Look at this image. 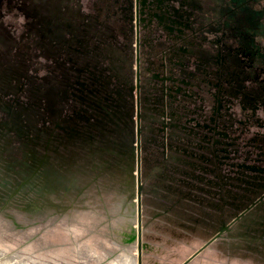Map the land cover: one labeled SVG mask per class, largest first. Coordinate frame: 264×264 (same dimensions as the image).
<instances>
[{"label":"rangeland","instance_id":"1","mask_svg":"<svg viewBox=\"0 0 264 264\" xmlns=\"http://www.w3.org/2000/svg\"><path fill=\"white\" fill-rule=\"evenodd\" d=\"M69 3L0 0V264H33L16 251L71 264L132 253L137 190L140 264H264V195L231 222L264 185L228 182L235 162L207 168L217 154L147 99L136 142L125 27L79 24Z\"/></svg>","mask_w":264,"mask_h":264},{"label":"flooded vegetation","instance_id":"2","mask_svg":"<svg viewBox=\"0 0 264 264\" xmlns=\"http://www.w3.org/2000/svg\"><path fill=\"white\" fill-rule=\"evenodd\" d=\"M66 1L79 24H105L111 36L110 17L125 27L136 142L147 99L163 124L217 154L209 169L235 162L228 182L264 185V0H91L90 13Z\"/></svg>","mask_w":264,"mask_h":264},{"label":"water","instance_id":"3","mask_svg":"<svg viewBox=\"0 0 264 264\" xmlns=\"http://www.w3.org/2000/svg\"><path fill=\"white\" fill-rule=\"evenodd\" d=\"M139 159V156H138V153H137V146H136V173L138 172V160ZM136 177H137V174H136ZM264 195V190L254 199V201L249 204L248 206H246V208L239 212V213H236L233 218L231 219V222H233L235 219L239 218L243 212L247 209L250 208V206L252 204H254L256 201L262 199V196ZM136 210H135V219H136V264H140V250H141V244H140V227H141V219H140V193H139V190L136 191ZM229 227V222L225 223V224H222L211 236H209L205 242L195 250V252L193 253V255L199 250L201 249L202 247H204L207 243H209L211 240H213L215 237L219 236L220 235V232L223 230V229H227ZM192 256V255H191ZM190 256V257H191ZM190 257L186 258L183 262H181V264H185L186 261L188 259H190Z\"/></svg>","mask_w":264,"mask_h":264},{"label":"bare ground","instance_id":"4","mask_svg":"<svg viewBox=\"0 0 264 264\" xmlns=\"http://www.w3.org/2000/svg\"><path fill=\"white\" fill-rule=\"evenodd\" d=\"M134 200H135V198H134ZM135 226H136V219L134 221V236L135 237H134L133 243H132V247H133L132 253H130V252L123 253L120 256H117L114 259V261L111 260L110 264H136V229H135ZM142 247H143V245H142ZM3 253H5V250L0 248V256ZM14 254H16V256L18 255V257H20L22 259H25L28 262H31L33 264H71V263H65L64 261H56V260H55L56 262L55 261L54 262H52V261H43V260H40V259H38L36 257H33V256L24 257V256H22V252L21 251H16V252H14ZM4 257H3V259L5 260L6 258H4ZM8 257H10V256H8Z\"/></svg>","mask_w":264,"mask_h":264},{"label":"crops","instance_id":"5","mask_svg":"<svg viewBox=\"0 0 264 264\" xmlns=\"http://www.w3.org/2000/svg\"><path fill=\"white\" fill-rule=\"evenodd\" d=\"M150 41V40H149ZM152 43H153V40L151 41ZM207 165V164H206ZM208 168V167H207ZM209 178L210 177H208V176H206L205 178H200V179H202V181L204 182V183H206V184H208L209 183Z\"/></svg>","mask_w":264,"mask_h":264}]
</instances>
